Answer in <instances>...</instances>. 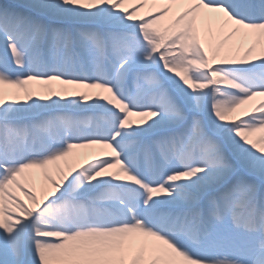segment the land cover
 I'll list each match as a JSON object with an SVG mask.
<instances>
[{
  "label": "snow or ice",
  "instance_id": "6c2138e0",
  "mask_svg": "<svg viewBox=\"0 0 264 264\" xmlns=\"http://www.w3.org/2000/svg\"><path fill=\"white\" fill-rule=\"evenodd\" d=\"M0 264H264V0H0Z\"/></svg>",
  "mask_w": 264,
  "mask_h": 264
},
{
  "label": "bare ground",
  "instance_id": "6f19581e",
  "mask_svg": "<svg viewBox=\"0 0 264 264\" xmlns=\"http://www.w3.org/2000/svg\"><path fill=\"white\" fill-rule=\"evenodd\" d=\"M259 97L256 98V100H254L252 103H257L259 101Z\"/></svg>",
  "mask_w": 264,
  "mask_h": 264
}]
</instances>
